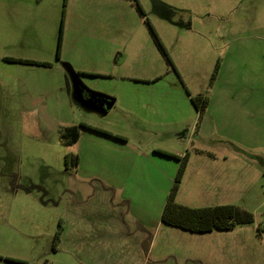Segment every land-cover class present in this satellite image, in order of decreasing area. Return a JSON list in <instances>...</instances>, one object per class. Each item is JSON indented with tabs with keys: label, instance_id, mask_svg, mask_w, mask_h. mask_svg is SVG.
Returning a JSON list of instances; mask_svg holds the SVG:
<instances>
[{
	"label": "rangeland",
	"instance_id": "374dc122",
	"mask_svg": "<svg viewBox=\"0 0 264 264\" xmlns=\"http://www.w3.org/2000/svg\"><path fill=\"white\" fill-rule=\"evenodd\" d=\"M61 28L64 64L4 59L54 60ZM229 34L241 37L235 59L264 61V0H0V256L28 264H264V98L256 108L249 97L264 82L253 76L254 88L228 65L209 88L216 61L232 58ZM66 72L73 93L115 107L99 114L71 105L59 93ZM208 91L212 104L199 121L189 94ZM82 121L130 139L82 128L79 142L62 144L60 129ZM160 149L189 153L177 202L234 203L255 221L208 232L164 224L180 161ZM67 153H78L77 167L67 169ZM5 258L0 264H22Z\"/></svg>",
	"mask_w": 264,
	"mask_h": 264
},
{
	"label": "trees",
	"instance_id": "16d2710c",
	"mask_svg": "<svg viewBox=\"0 0 264 264\" xmlns=\"http://www.w3.org/2000/svg\"><path fill=\"white\" fill-rule=\"evenodd\" d=\"M139 12L141 15H144L145 12L139 8ZM65 17H63V21ZM150 21L149 19H147ZM146 20V22H147ZM62 21V22H63ZM152 22H148L151 29H153ZM153 36L158 38L156 33H153ZM63 38V31L61 28L60 38L58 40V48H57V58L61 56V41ZM155 44L159 50L164 52L167 55V50L164 47L162 40L155 39ZM5 60L11 61L12 63H27L28 65H46L51 66V62H47L46 60H35V59H28V58H16L11 56L4 57ZM220 59L216 61L212 77H210L209 88H212L216 79L219 76L220 72ZM158 79V78H156ZM191 100L195 107L198 110V117L199 121L203 119L205 113L208 110L210 104V92L208 91L205 94L199 93L197 95H191ZM82 128H89L95 130L96 132L113 136L114 138L118 139H125L124 136L114 134V132L109 131L107 129L100 128L96 125L88 124V123H81V125L73 124L69 126H65L60 129V139L62 144L64 145H71L73 143L79 142L82 132ZM161 154H164L168 157L176 158L180 161L178 172L176 175V179L173 183L172 189L170 191L169 198H167L164 210L162 221L164 224L181 227V229L190 230V231H197V232H208L214 229H231L235 228L239 224H246V223H253L255 221V214L252 213L250 210L243 208L241 206L235 205L234 203H227L221 205H209V206H189L184 205L176 201V197L179 191L180 183L183 181L187 164L189 163V153L187 152L184 156H179L174 153L165 151L164 149H160L158 151ZM80 161V156L78 153H67L66 154V167L69 169L70 167H77ZM62 226L60 230L56 232L55 235V248H58V244L61 240L62 234ZM0 258H5L0 256ZM6 260L28 264L27 261L18 258H9L6 257ZM40 264V263H35ZM41 264H55L50 260H46Z\"/></svg>",
	"mask_w": 264,
	"mask_h": 264
},
{
	"label": "crops",
	"instance_id": "0c3cea01",
	"mask_svg": "<svg viewBox=\"0 0 264 264\" xmlns=\"http://www.w3.org/2000/svg\"><path fill=\"white\" fill-rule=\"evenodd\" d=\"M260 8H262V7H258L257 6V9L255 8V14L257 15V12H258V10L260 9ZM259 16V15H258ZM71 28H72V25L70 24V30H71ZM65 30H66V33H68V35L67 36H69V32H68V21H66L65 22ZM70 33H72V31L70 32ZM237 35L236 36H233V35H228V40L230 41V43H228L227 44V49H226V53L227 54H229L230 53V55H231V57L232 58H229V57H226V55H225V60L223 61V65H221V67H220V72L221 73H223V72H225L226 70H227V67L226 66H228L229 65V68H230V70H231V72H232V75L233 76H238V75H248V78H247V80H249V81H251L252 82V84H253V86H254V81H253V79L254 78H252L253 76H259V77H262L261 79H260V81L262 80V82H264V64L263 65H261L262 63H264V61H260V63H259V61H255V59H253V58H249L248 59V61H247V63H242V60L241 59H238V58H234V56L232 55L233 54V51H235L236 50V43H237V40H239V39H241V37H237ZM223 38H225V37H223ZM70 43V41L67 43V40H66V42L64 43V46L66 47V46H68V44ZM74 43V40H73V42H71V45ZM75 44L77 45V39H75ZM255 54V53H254ZM254 54H253V56H254ZM66 55V54H65ZM90 55H93V54H90ZM64 56V51H63V53H62V56L61 57H59V58H55L54 60L52 59H50L49 61L48 60H46V59H41V60H46L47 62H51L52 63V65L51 66H48V67H51V68H55L58 64H64L65 63V59H67V60H69V58L68 57H63ZM94 56V55H93ZM263 57H264V54H263ZM16 58H26V57H16ZM38 60H40V59H38ZM236 62H239V67H238V65H237V63ZM18 64H27V63H18ZM247 64V65H246ZM37 66H41V65H37ZM262 67V69H263V71H262V73H257L259 70H260V68ZM221 68H223V69H221ZM239 68V69H238ZM241 68V69H240ZM251 71H253V72H251ZM220 72H219V76H220ZM249 72H251V73H249ZM246 73H249V74H246ZM64 76H65V82L63 83L64 84V86L62 87H59V93L61 94L60 96H62V98H64L66 101H69V103L72 105V103L74 104H76L78 107H79V109L80 108H86V110L87 111H94V112H97V113H99V114H102V113H100V112H104V106H105V98H103V97H97V95L93 98V99H87L88 98V96H81V94L78 92L77 93V95H76V93L74 94L73 93V86H72V83H71V79L69 78V76H68V74H67V72L66 73H64ZM218 76V77H219ZM249 76H251V77H249ZM145 80H147V81H152V80H154V81H156V80H158V79H156V78H154V79H150V78H144ZM259 81V82H260ZM254 88H255V86H254ZM253 88V89H254ZM260 91H262V93H260ZM77 92V91H76ZM251 96H249L250 97V99H251V101H250V104H253L254 105V107H256V108H258V106H262L263 104H261L260 102H258V100H259V98H260V96L261 95H263V98H264V89L263 90H260V89H254L253 91H251ZM238 95V94H237ZM74 101V102H73ZM211 101H210V104H209V106H211ZM258 104V105H257ZM115 105H116V102H114V107H115ZM129 105H132V103H130L129 102ZM112 106V107H113ZM133 106V105H132ZM255 108V109H256ZM139 109V108H138ZM139 110H141V109H139ZM253 109H251L250 110V112H249V116L250 117H252V114H254L255 115V113H254V111H252ZM262 110H264V107L261 109V111ZM263 113H264V111H263ZM206 117V116H205ZM252 121V120H251ZM82 122H85V121H82ZM253 122H255L254 120H253ZM88 124H90V123H88ZM92 125H94V124H92ZM105 129V128H104ZM108 130V129H107ZM109 131H111V130H109ZM112 132H114V131H112ZM114 134H118V135H122V136H124V138L125 139H121L120 141H125V140H129L130 138H128L126 135H123V134H119V133H114ZM105 135V134H104ZM105 136H110V135H105ZM113 138L114 139V137L113 136H110V138ZM116 139H118V138H116ZM117 144V143H116ZM168 152H171V153H176V152H173V151H168ZM189 164H190V161H189V163L187 164L188 166H189ZM187 166V167H188ZM187 169V168H186ZM77 174H78V172H77ZM79 175V174H78ZM106 183V182H105ZM104 182L102 183V185L103 186H107L108 187V185H106ZM76 187V185H74V188ZM113 206H115V205H113ZM86 219H88V214L86 215ZM139 238V237H138ZM140 239V238H139ZM149 250H147V252L149 251V253L148 254H146L145 255V259H146V263L150 260V258L152 257V250H151V247L149 246V248H148ZM151 250V251H150Z\"/></svg>",
	"mask_w": 264,
	"mask_h": 264
},
{
	"label": "water",
	"instance_id": "95a60500",
	"mask_svg": "<svg viewBox=\"0 0 264 264\" xmlns=\"http://www.w3.org/2000/svg\"><path fill=\"white\" fill-rule=\"evenodd\" d=\"M114 105V101L112 99H108L105 101V108L110 109Z\"/></svg>",
	"mask_w": 264,
	"mask_h": 264
}]
</instances>
